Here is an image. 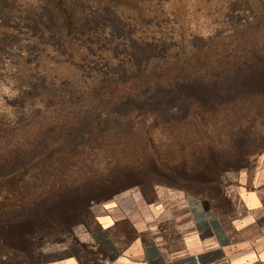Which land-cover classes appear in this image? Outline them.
<instances>
[{
    "label": "trees",
    "instance_id": "16d2710c",
    "mask_svg": "<svg viewBox=\"0 0 264 264\" xmlns=\"http://www.w3.org/2000/svg\"><path fill=\"white\" fill-rule=\"evenodd\" d=\"M45 1L55 25L48 27L50 20L41 13H31V22L43 35L59 37L58 68L75 67L80 75L63 78L56 69H41L44 52L37 54L35 69H28L25 55L13 58L22 82L16 98L22 110L0 118V217L36 208L64 189L83 193L87 185L102 182L112 187L118 174L147 166L157 175L168 174L171 167L156 154L150 129L131 109L143 101L193 100L185 107L192 114L204 103L193 85L204 82L216 87L214 108H230L235 126H241L235 122L243 110V119L263 116L264 0H90L112 11L124 30L121 55L117 46L112 52L101 45L98 25L81 33L69 0ZM17 13L28 14L17 0H0V63L5 65L12 59L5 57V42L21 38L18 25L9 24ZM196 18L212 26L208 36L191 28ZM29 34V42L39 45ZM255 120L246 121L249 130ZM140 136V159L120 152Z\"/></svg>",
    "mask_w": 264,
    "mask_h": 264
},
{
    "label": "rangeland",
    "instance_id": "374dc122",
    "mask_svg": "<svg viewBox=\"0 0 264 264\" xmlns=\"http://www.w3.org/2000/svg\"><path fill=\"white\" fill-rule=\"evenodd\" d=\"M150 1L158 3L164 0ZM17 2L28 14L17 13L13 16L14 23H9L18 25L21 38H9L5 42L9 52L5 57L12 59L7 65L0 63V118H13L22 110L16 101L22 82L13 58L25 55L28 69H35L39 62L37 54L44 52L40 60V67H44L41 69H56L63 78L72 73L80 75L75 72V67L58 68L60 60L56 51L60 49L59 37L43 35L41 29L31 22V13H41L50 20L48 27L55 25V15H52L47 2ZM69 5L81 26V33L98 25L101 45L111 51L117 46L118 55L125 53L123 43L127 38L112 11L90 0H69ZM43 20L46 21L45 18ZM191 28L208 36L212 26L196 18L192 20ZM30 32L37 36L39 45L36 46L33 40L29 42ZM128 50L136 51L134 47ZM142 55L138 53L137 58ZM193 89L204 103L197 104L199 110L192 114L185 113V107L193 100L169 102L164 97H157V101L141 102V108L131 107L137 120L145 121L146 130L150 129L159 159L171 167L168 174L157 175L151 166L132 173L123 171L110 185L112 187L107 188V184L102 182L99 186L87 185L83 193L64 189L36 208L1 216L0 264H40L46 257L68 254L88 264L118 257L137 235L129 221H119L107 231L103 230L102 224L112 223L115 218L132 212L140 219L148 215L150 218L147 220L155 224L152 232L142 236L143 240L161 239L174 252L180 248L179 223L187 221L183 201L177 198L181 195L207 203L221 218L238 214L241 211L240 193L264 185V114L243 119L246 114L243 110L235 122L241 126H235L231 123L235 118L231 116L230 108H214L219 98L214 85L198 82ZM155 102L160 105L155 106ZM173 107L183 110L175 111L171 109ZM250 119H256L255 124H250L252 130L246 123ZM140 139L141 136L134 138L130 148L120 149V152L127 151L131 157L140 159L144 154V142ZM137 198H141V202L135 201ZM155 204L163 207L161 214L146 212V207Z\"/></svg>",
    "mask_w": 264,
    "mask_h": 264
},
{
    "label": "crops",
    "instance_id": "0c3cea01",
    "mask_svg": "<svg viewBox=\"0 0 264 264\" xmlns=\"http://www.w3.org/2000/svg\"><path fill=\"white\" fill-rule=\"evenodd\" d=\"M177 198L183 201L187 217L186 223H179L178 250L172 252L161 239L143 240L155 224L147 220L148 215L140 219L132 212L102 224L107 231L119 221H129L137 236L114 261L100 260L99 264H264V185L242 191L241 211L231 218L219 217L207 203L193 197ZM162 208L155 204L145 210L155 215ZM40 264L88 263L68 254L46 257Z\"/></svg>",
    "mask_w": 264,
    "mask_h": 264
}]
</instances>
